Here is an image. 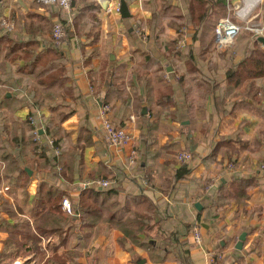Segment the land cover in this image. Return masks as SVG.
<instances>
[{
    "label": "crops",
    "instance_id": "crops-1",
    "mask_svg": "<svg viewBox=\"0 0 264 264\" xmlns=\"http://www.w3.org/2000/svg\"><path fill=\"white\" fill-rule=\"evenodd\" d=\"M112 1L110 5L114 7L120 0ZM126 1L132 13L129 18L119 16L115 8L110 9L107 2L100 0H72L70 10L44 6L35 0H0V37L8 34L27 41L31 36L25 22L33 23L38 18L53 25L60 21L67 31L66 37L56 42L64 58V79L37 80L36 72H16L17 65L25 64L24 59L12 62L4 58L5 51L0 55V78L4 81L0 82V220L13 223L1 207L3 198L16 206V196L10 193L11 185L4 177L10 162L2 157V141L29 117L30 98L28 94L23 96L22 90L37 85L39 107L33 114L40 115L46 123L52 115L50 103L69 104L75 112L63 126L72 141L77 139L82 120L87 119L91 129L93 144L84 153L83 176L75 172L69 180L59 179L69 191L63 198L69 197L74 208L73 200L78 199L81 190L93 187L89 183L101 177H113L112 183L117 181L122 196L145 195L158 207V216L163 219L149 233L162 238L160 245L171 246L168 258L152 259L144 246L131 238L124 239V232L136 230L101 220L84 247L70 245L55 233L38 243L31 239L22 247L31 248L27 253L18 249L20 242L7 245L9 232L0 229V264L15 260L23 264H58L54 259L57 255L72 264H183L178 255L182 252L189 255L190 264H210L211 252L218 254L214 264H264V77L253 79L254 90L250 79L233 88L227 83L226 71L241 60V51L234 57L226 48L216 50L215 39L217 48L201 57L197 49L200 41L193 38L192 27L184 28L186 44L177 56L167 46L177 35L173 27L168 28L167 38L152 36L149 42V38L139 42L131 24L138 18L150 33L151 18L158 9L156 1ZM172 2L187 13L185 0ZM164 17L171 20V16ZM6 21L13 22L14 29L8 28ZM52 38V31L37 35V53L47 54L45 49ZM191 44L196 47L195 57L188 60L187 47ZM57 65L45 75L61 67ZM167 66L170 85L157 77L160 69ZM178 75H184L183 84L177 80ZM7 88L19 92L24 103L10 114L1 104L3 94L13 95L10 91L4 93ZM166 94L174 98L173 103L165 99ZM104 105L110 106L111 122L127 128L132 135L121 149L107 139L101 116ZM29 148L26 157L33 158ZM133 149L137 151L135 165L129 163ZM10 150L18 155L14 148ZM49 150L46 153L51 156ZM182 151L191 152L193 160L179 162L177 154ZM18 159L21 167L31 170L34 180L29 191L35 193L40 174L33 173L21 156ZM183 164H187V172L182 170ZM249 183L253 186H247ZM198 202L201 208L196 207ZM148 214L157 218L154 212ZM70 215L78 218L75 210ZM196 225L202 234L201 244L193 237ZM243 232L246 240L239 249ZM140 236L143 239L145 233Z\"/></svg>",
    "mask_w": 264,
    "mask_h": 264
},
{
    "label": "trees",
    "instance_id": "trees-1",
    "mask_svg": "<svg viewBox=\"0 0 264 264\" xmlns=\"http://www.w3.org/2000/svg\"><path fill=\"white\" fill-rule=\"evenodd\" d=\"M155 1L158 9L157 12L153 13L152 22L149 24L151 29L150 34L151 37L153 36L155 39H158L163 32V26L159 19L167 15L171 16V20L167 25L176 29L177 35L168 42L167 46L172 51L173 56L181 54L182 46L179 44V40L184 37V28L189 27L194 29V32H192L193 38L200 41L197 49H199V53L203 54L201 57H204L215 48V28L219 19L227 14V0H185L187 6L186 14L175 7L172 2L173 0ZM158 20L159 23L156 22ZM25 28L31 36L27 41L11 38L8 34L0 37V55L2 51H5L4 58L12 62L16 59H24L25 64L17 65L16 72H36L37 80L42 79L54 82L57 79H64L62 74L64 70L62 66L65 64L64 58L59 52V44L56 43L54 38H52L45 49L48 50L47 54L43 51L37 53L39 48V41L36 39L37 35L51 32L53 23L49 20L38 18L33 23L26 21ZM246 31V34L240 33L235 41L237 45H242L241 43L245 41V44L240 47L243 54L242 58L238 63L231 64L226 71V77L227 83L231 84L233 88H238L243 82L250 79L251 89L254 90L253 79L264 77V47L253 37L250 31ZM187 50L188 60L194 58L195 45H189ZM58 63L61 67L51 70L54 72L45 75L47 70L55 68ZM160 70V73L156 72L157 77L160 81L170 85L168 66ZM137 75H140V73L137 72ZM138 77L140 79L142 76ZM144 78H146L147 82L150 81L149 77L144 76ZM177 80L183 84L184 75H178ZM0 82H4L2 78H0ZM9 91L13 95L7 97L3 94L1 103L6 107L5 112L8 114H10V111L24 104L21 101L25 94H28L30 98L28 102L32 109L30 115L39 107L36 104L39 93L37 85L22 90L25 91L22 97H19V92L16 94L13 88H7L4 93ZM144 96L149 100L146 91ZM164 97L168 99L169 103L174 102V98L170 94H166ZM48 107L51 109L52 115L45 123V135L48 138L54 139L53 145L48 141L37 142L35 140L34 126L28 118L23 121V125L20 128L9 132L8 136L3 138L2 141L5 143L2 149V157L10 162L4 177L7 183L11 185L10 193L16 196V206L5 198H3L1 204V207L13 219V223L7 219L0 220V229H6L9 232V236L6 239L7 245L20 242L21 245L18 249L22 253H27L31 248L22 250V247L31 239L35 243H38L42 237L58 233L61 240L81 248L87 244L88 239L92 236L91 230L102 220L106 223L113 222L116 226L125 227L127 225L130 229L136 230L130 233L124 232V239L127 241L128 238H131L135 243L144 246V249L149 252L152 259L166 260L171 246L160 245L159 241L162 238L160 239L156 236L154 238L149 233L155 225H160V222L163 221L158 216V207L145 195H141L139 198L122 196L117 187V181L112 183L113 177L108 179L111 183L109 186L94 185L93 187H86L81 190L78 199L73 200L74 210L78 215L77 219L63 210L61 202L63 196L68 194L69 191L59 179L60 177H64L69 180L75 172L83 176L85 170L83 166L84 153L86 147L93 144V141L87 119L81 121L78 127L77 139L74 142L70 137V132L63 126V123L74 114V106L62 103H50ZM9 118L12 119L13 117ZM4 126L5 128L7 127V125ZM10 147L17 150L16 153L18 155L12 152ZM27 147H30L29 149L34 154L33 158L26 157ZM56 147L61 152L58 154L53 151V154L48 156L46 153L47 149ZM20 156L26 165L33 170V173L37 172L40 174L35 193L29 191V186L34 180V176L30 175L28 170L19 165L18 158ZM183 165L185 169L182 170L187 172V164ZM247 186L251 187L253 183H249ZM18 193L19 197L17 196ZM147 211L149 213L154 212L157 218L155 219V216L149 215ZM142 230L143 232H141ZM142 233H145L143 239L140 236ZM171 235V239L175 241L173 233ZM82 239L84 241H81ZM154 241H156V244ZM3 254L5 255L6 253ZM178 255L181 257L180 261L183 264H190L187 253L184 254L182 252ZM54 259L58 264H72L60 255L55 256ZM4 264H11V261ZM135 264L140 263L136 262Z\"/></svg>",
    "mask_w": 264,
    "mask_h": 264
},
{
    "label": "built area",
    "instance_id": "built-area-1",
    "mask_svg": "<svg viewBox=\"0 0 264 264\" xmlns=\"http://www.w3.org/2000/svg\"><path fill=\"white\" fill-rule=\"evenodd\" d=\"M37 3L50 6L58 5L65 10L71 9L72 0H35ZM105 1L108 5L113 4L112 0H100ZM249 2H251L249 4ZM264 3V0H239L233 2V0H228V12L225 16L221 17L216 25L215 34L216 42L218 48H228L232 47L235 43L237 36L244 30H248L252 33L253 37L257 39L259 36H264V21L257 22L256 20L259 17V8ZM115 8L116 11H120V1L114 4V7L110 5V9ZM6 26L10 29H14L13 22H5ZM135 26L138 27V23H135ZM140 32V29H137ZM144 39H148L147 34L142 33ZM67 35L65 25L58 21L54 24L52 30V36L59 43ZM110 106L104 105L101 108V116L103 118L104 128L106 130V136L108 141L115 147L121 149L124 145L128 144L132 139L131 133L127 128L114 125L108 117ZM28 119L32 122L34 126L35 140L37 142H43V136L45 135V121L40 118V115L36 116L35 114L29 115ZM46 141L53 145L54 139L48 138L46 136ZM60 153L59 148H51L49 152L53 154ZM177 160L179 162H191L193 160V154L189 151H182L177 154ZM129 163L135 165L137 163V151L133 149L129 156ZM233 167V164H231ZM89 184L91 185H102L109 186L111 183L106 179H95ZM8 189V187L6 188ZM1 192V190H0ZM63 209L69 213L74 214L73 204L69 197H64L62 200ZM193 237L197 244L202 243V234L199 227L196 225L193 230ZM217 253H210V264H214ZM11 264H23L20 260H15Z\"/></svg>",
    "mask_w": 264,
    "mask_h": 264
},
{
    "label": "rangeland",
    "instance_id": "rangeland-1",
    "mask_svg": "<svg viewBox=\"0 0 264 264\" xmlns=\"http://www.w3.org/2000/svg\"><path fill=\"white\" fill-rule=\"evenodd\" d=\"M130 1V3L133 1V0H129ZM128 3V2H127ZM259 12H260V14H259V17H258V19L256 20L257 22H263L264 21V3L260 6V8H259ZM119 14V16L121 15V13H120V11L118 12ZM122 16V15H121ZM162 18H164V19H162L161 20V24H162V26H163V32H162V35H163V37L164 38H167L168 36H166V35H168V28H169V26L167 25L168 24V21L170 20V19H167V18H165V17H162ZM165 20H168V21H165ZM55 23V22H54ZM135 23H138V27H136L135 26ZM129 25H130V23H128ZM54 26V25H53ZM131 27H132V29H133V31H134V33L136 34V36H137V38L139 39V42H146V40H144V38H143V36H142V34H141V32L142 33H144V34H147V37L149 38V40L147 41V42H149L150 41V39H151V34L150 33H148L144 28H145V26H144V24L141 22V20L140 19H138V18H136L133 22H132V24H131ZM137 29H140V32H138L137 31ZM124 31H126L125 29H124ZM147 32V33H146ZM246 30H244V31H242L241 32V34H243V33H245L246 34ZM187 32H185L184 33V35L186 34ZM184 39H181V41H179V43L182 45V47H184L185 46V44H186V40H185V37H183ZM183 40V41H182ZM236 41V40H235ZM241 43V42H240ZM242 45H244L245 44V41H243L242 43H241ZM242 45H237L236 44V42H235V44L232 46V47H230V48H226V51L231 55V56H236L240 51H241V48L240 47H242ZM217 47L215 46V48L214 49H216ZM216 50H224V49H216ZM230 58V57H229ZM229 61H231V59L229 60ZM229 63V62H228ZM227 63V64H228ZM43 119V118H42ZM44 120V119H43ZM45 121V120H44Z\"/></svg>",
    "mask_w": 264,
    "mask_h": 264
},
{
    "label": "water",
    "instance_id": "water-1",
    "mask_svg": "<svg viewBox=\"0 0 264 264\" xmlns=\"http://www.w3.org/2000/svg\"><path fill=\"white\" fill-rule=\"evenodd\" d=\"M239 1V0H233V2ZM120 13L123 18H129L131 17L132 13L130 11L129 5L126 0H120ZM258 42L261 43V45L264 47V36H259L257 38ZM31 173V170H29ZM196 207L201 208V204L198 202L196 203ZM246 232H243L239 237V242L237 244V248L242 249L243 243L246 240Z\"/></svg>",
    "mask_w": 264,
    "mask_h": 264
},
{
    "label": "bare ground",
    "instance_id": "bare-ground-1",
    "mask_svg": "<svg viewBox=\"0 0 264 264\" xmlns=\"http://www.w3.org/2000/svg\"><path fill=\"white\" fill-rule=\"evenodd\" d=\"M251 2H249V4H250Z\"/></svg>",
    "mask_w": 264,
    "mask_h": 264
}]
</instances>
